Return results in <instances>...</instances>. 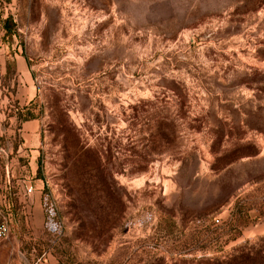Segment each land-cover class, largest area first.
<instances>
[{
    "label": "rangeland",
    "instance_id": "1",
    "mask_svg": "<svg viewBox=\"0 0 264 264\" xmlns=\"http://www.w3.org/2000/svg\"><path fill=\"white\" fill-rule=\"evenodd\" d=\"M31 95L40 141L23 149ZM0 180L29 208L41 194L0 264L264 247V0H0Z\"/></svg>",
    "mask_w": 264,
    "mask_h": 264
},
{
    "label": "crops",
    "instance_id": "2",
    "mask_svg": "<svg viewBox=\"0 0 264 264\" xmlns=\"http://www.w3.org/2000/svg\"><path fill=\"white\" fill-rule=\"evenodd\" d=\"M34 95H31L28 99L30 102L32 100ZM39 130H40V122L38 120L34 121H28L22 124L21 127V139L23 140L22 148L23 149H36L38 148L40 137H39ZM23 149H18L16 151V156L18 161L14 163V158L8 162V164L13 167L15 164L16 166H20L19 162V156L21 155V152H23ZM9 153H12V149L8 151ZM32 187V186H30ZM17 191V188H15ZM13 190V186H11L10 180L2 182L0 180V209L2 212L9 217H11L12 222V235L13 232H18L21 230L22 226H24V221L27 222V216L24 214H33L30 217L31 219H35L39 216V207H41V194L40 192H34L32 195H30L28 198L31 201V207L29 208L26 206L24 199L27 198L26 192H22V190H19L17 193ZM15 197V199H14ZM18 204V209L14 210L13 207ZM24 204V205H23ZM22 206V207H21ZM17 207V206H16ZM28 207V208H27ZM27 209V211H25ZM32 211V212H31Z\"/></svg>",
    "mask_w": 264,
    "mask_h": 264
},
{
    "label": "trees",
    "instance_id": "3",
    "mask_svg": "<svg viewBox=\"0 0 264 264\" xmlns=\"http://www.w3.org/2000/svg\"><path fill=\"white\" fill-rule=\"evenodd\" d=\"M11 19H7L3 22L4 25V31H5V36L6 37H12L16 33L13 31V25L11 27ZM14 65V63H13ZM42 107L39 105L38 101L36 99L31 100L28 104L16 108L15 116L17 117V122L19 125H22L25 122L28 121H34V120H39L42 116ZM69 139H66L64 142L67 144ZM18 150V147L15 148V151ZM25 153V150L22 152V154ZM22 158L19 156V162L22 163ZM21 165V164H20ZM238 235H235V238H237ZM236 250H241L242 254L239 257L231 255L230 258H225V259H204V261L207 264H241L246 262L248 259L252 257H260L261 254H264V247L261 246L259 249H254L252 248H247V245H242L240 247H236L233 249V252Z\"/></svg>",
    "mask_w": 264,
    "mask_h": 264
},
{
    "label": "built area",
    "instance_id": "4",
    "mask_svg": "<svg viewBox=\"0 0 264 264\" xmlns=\"http://www.w3.org/2000/svg\"><path fill=\"white\" fill-rule=\"evenodd\" d=\"M33 187L27 188V193H33ZM12 237V222L11 217L4 214L0 209V243L7 242Z\"/></svg>",
    "mask_w": 264,
    "mask_h": 264
}]
</instances>
